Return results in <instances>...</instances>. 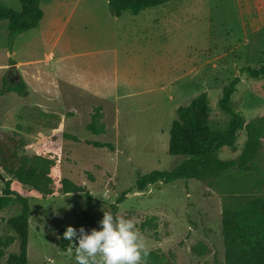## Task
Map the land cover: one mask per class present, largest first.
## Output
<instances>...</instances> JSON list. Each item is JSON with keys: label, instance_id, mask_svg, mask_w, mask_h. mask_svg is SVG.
Here are the masks:
<instances>
[{"label": "rangeland", "instance_id": "obj_1", "mask_svg": "<svg viewBox=\"0 0 264 264\" xmlns=\"http://www.w3.org/2000/svg\"><path fill=\"white\" fill-rule=\"evenodd\" d=\"M0 2L21 11L20 0ZM41 8L39 27L11 46L9 33L0 35V91L5 81L13 85L23 78L30 92L27 98L0 94V135L23 139L21 154L33 160L45 153L57 157L60 180L86 187L98 220L104 211L113 213L139 175L170 170L183 160L168 153L179 107L207 93L212 126L225 127L229 116L219 101L224 87L240 77L232 107L247 120L264 113V78L241 71L264 66V0H174L121 18L110 13L108 0H41ZM14 63L19 67L12 71ZM97 107L105 125L101 135L90 130ZM244 142L241 133L237 151L224 148L220 158L237 159ZM257 163L264 169V150ZM8 178L0 167V192ZM13 189L30 202L29 264H76L74 246L61 249V232L69 225L79 229L84 193L64 194L60 182L45 198L16 180ZM224 201L218 185L179 180L131 191L113 215L131 219L146 250L166 260L224 264ZM20 210L15 204L0 211V264L19 252L18 240L3 244L16 238L7 220ZM153 217L157 229L143 228ZM92 228L98 224L85 230Z\"/></svg>", "mask_w": 264, "mask_h": 264}, {"label": "trees", "instance_id": "obj_2", "mask_svg": "<svg viewBox=\"0 0 264 264\" xmlns=\"http://www.w3.org/2000/svg\"><path fill=\"white\" fill-rule=\"evenodd\" d=\"M171 1L174 0H108V7L114 17L121 18L127 11L138 15L144 10L163 6ZM20 3L21 11H15L0 2V22L8 23L10 46L17 36L38 28L45 16L41 0H20ZM241 71L254 79L264 78V66L258 69L247 67ZM240 83L241 78L236 77L223 89L219 108L229 116L225 127L212 126L207 93H202L190 104L179 107L171 126L168 153L182 157L183 160L170 170H154L139 175L134 187L118 197L112 211L116 215L118 205L133 190L143 193L150 186L171 184L179 180L206 181L212 186L218 185L225 195L222 208L224 264H264V169L257 163L259 154L264 150V113L253 120H247L232 107V100ZM7 92L22 98H27L30 94L23 78L13 85H8L5 81L0 94ZM102 120V107H97L90 127L94 135L104 133L105 125ZM241 133L245 134V142L237 159H221L222 149L232 148L237 151L236 144ZM64 138L79 141L77 137L67 134ZM88 143L96 148L113 149L111 144ZM24 146L25 141L16 135H0V167L10 177L4 180V187L0 192V211L15 204L21 207L17 215L7 220V226L15 232L16 238L3 245L9 247L18 240L19 252L11 253L6 264H29L30 202L13 189L14 180L31 187L44 198L55 192L57 182H60L64 194L84 193L85 210L79 228L94 227L99 222L93 213L94 198L86 187L68 178L60 180L57 157L45 153L33 160L21 154ZM157 226L155 217L142 224L143 228L157 229ZM64 231L65 229L61 232V249L68 252L69 241L63 238ZM147 253L146 257H142V264H180L174 259L166 260L159 251L147 250ZM74 254L75 250L73 259ZM2 256L0 243V258Z\"/></svg>", "mask_w": 264, "mask_h": 264}, {"label": "clouds", "instance_id": "obj_3", "mask_svg": "<svg viewBox=\"0 0 264 264\" xmlns=\"http://www.w3.org/2000/svg\"><path fill=\"white\" fill-rule=\"evenodd\" d=\"M62 235L74 246L76 264H142V257L148 255L133 221L109 210L103 212L98 228L86 231L83 226L77 229L69 225Z\"/></svg>", "mask_w": 264, "mask_h": 264}, {"label": "crops", "instance_id": "obj_4", "mask_svg": "<svg viewBox=\"0 0 264 264\" xmlns=\"http://www.w3.org/2000/svg\"><path fill=\"white\" fill-rule=\"evenodd\" d=\"M4 22H6V21H4ZM1 24H5V23H1L0 22V35H2L3 36V38L5 39L7 36H8V23L6 24V25H1ZM2 32V33H1ZM16 64V63H15ZM16 67H19L17 64H16V66H15V68ZM14 68V69H15ZM244 147V146H243ZM243 147H242V149H243ZM241 153V152H240ZM239 153V154H240ZM239 156V155H238Z\"/></svg>", "mask_w": 264, "mask_h": 264}, {"label": "water", "instance_id": "obj_5", "mask_svg": "<svg viewBox=\"0 0 264 264\" xmlns=\"http://www.w3.org/2000/svg\"><path fill=\"white\" fill-rule=\"evenodd\" d=\"M15 67H13L11 70H14Z\"/></svg>", "mask_w": 264, "mask_h": 264}, {"label": "flooded vegetation", "instance_id": "obj_6", "mask_svg": "<svg viewBox=\"0 0 264 264\" xmlns=\"http://www.w3.org/2000/svg\"><path fill=\"white\" fill-rule=\"evenodd\" d=\"M13 71V70H12Z\"/></svg>", "mask_w": 264, "mask_h": 264}]
</instances>
